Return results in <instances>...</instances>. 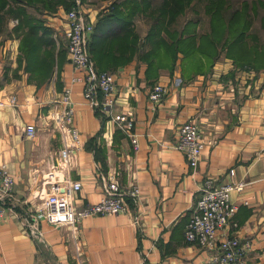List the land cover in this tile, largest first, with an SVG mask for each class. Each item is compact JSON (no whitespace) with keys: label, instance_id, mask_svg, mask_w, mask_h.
<instances>
[{"label":"crops","instance_id":"1","mask_svg":"<svg viewBox=\"0 0 264 264\" xmlns=\"http://www.w3.org/2000/svg\"><path fill=\"white\" fill-rule=\"evenodd\" d=\"M114 1L83 0L95 23L93 64L116 81L112 111L89 106L83 82H72L78 72L67 51L63 0L17 2L51 31L45 40L51 44L41 46L42 55L50 50L48 73L16 67L25 36L19 18L0 35V167L15 179L13 195L3 201L0 264H204L206 251L187 241L185 233L207 178L247 183L231 194L239 210L226 230L251 241L244 264H264V68L245 69L221 57L211 71L187 78L180 60L173 71L151 70L140 54L128 60L124 55L125 62L118 63L119 49H111V38L99 40L111 31L108 24L97 27ZM155 84L167 87L159 105L149 98ZM66 86L73 90L74 123L82 139L68 168L60 157L62 135L52 120L63 108ZM116 113L133 118L132 127L121 128ZM191 120L208 141L197 167L175 148L180 126ZM29 125H35L33 136L26 132ZM112 180L140 187L138 198H127L128 213L93 215L75 226L36 223L54 187L80 181L74 195L84 207L99 201Z\"/></svg>","mask_w":264,"mask_h":264},{"label":"built area","instance_id":"2","mask_svg":"<svg viewBox=\"0 0 264 264\" xmlns=\"http://www.w3.org/2000/svg\"><path fill=\"white\" fill-rule=\"evenodd\" d=\"M83 0H74L67 12L68 55L74 69L72 82H83L86 103L101 111H112L117 105L116 81L110 71H98L91 59L89 42L95 23L91 15L84 11ZM72 87L66 86L62 94L63 108L52 115L55 126L60 130L63 148L60 157L68 168L76 149L82 145L81 134L74 123L75 102ZM167 93V87L155 84L149 93L152 103L159 105ZM114 120L124 130L133 125V118L124 113L114 114ZM35 125H29L26 132L35 134ZM208 141L201 126L194 120L184 122L179 128L175 148L183 151L192 167H197ZM246 182L218 184L207 178L200 188V195L187 224L186 239L197 242L206 251L204 264H244L246 255L251 251L249 239L230 235L226 228L239 210V205L231 198L233 191L243 190ZM15 179L4 167H0V219L7 212L3 201L13 195ZM82 188L80 181H70L67 187H54L37 211L35 221L46 220L53 225H77L85 217L93 215H113L128 213L127 198H138L141 194L137 184L122 186L112 180L106 194L97 202L84 207L78 206L75 193ZM136 223L139 221L136 219Z\"/></svg>","mask_w":264,"mask_h":264},{"label":"trees","instance_id":"3","mask_svg":"<svg viewBox=\"0 0 264 264\" xmlns=\"http://www.w3.org/2000/svg\"><path fill=\"white\" fill-rule=\"evenodd\" d=\"M11 1L13 0H0V11L3 10L5 6L9 5ZM22 1L25 2L26 5H32L37 0ZM63 1L70 10L74 0ZM193 2L194 0H115L99 19L97 27L108 24L109 30H111L108 35H104V33L100 34L99 40L100 37H104L103 40H105L106 37L111 38V49L113 50L116 46L119 49V55L117 57L118 63L121 61L125 62L122 59L124 55L128 60L131 55L133 57L136 54H140L143 59L148 62L151 70L158 71L160 68H166L173 71L180 60L183 77L191 78L195 76V74L207 73L212 70L215 62L220 58L216 53L219 46L231 49V47L238 45V48H240V44L245 43V38L248 34L247 28L250 29L252 25H250L249 21L245 20L239 32H234L230 26L231 19L227 18L225 14H221L223 15L226 25L223 36L221 38L212 39L213 50L204 51L200 48V43L204 34L197 33L195 28L199 20L192 18L184 22V24L181 20L189 10L194 11L191 8ZM223 2L224 0H207V3L210 5L208 9L207 6H205L206 13L223 12L221 6ZM245 6L250 5L248 3H243V7ZM243 9L244 8H241L240 10ZM15 10L23 14V19L29 15L26 7L15 6ZM140 13L148 18L147 20L150 22L145 42L146 45L151 44V49L147 52L139 50L141 45L140 40H130L129 38L130 32L135 29L136 19ZM245 14L246 18L249 17L248 10L245 11ZM29 23L31 25L30 35L28 40H26V36H24L23 40H25H22L21 48H34L36 56L42 55L43 49H41V46L44 44H51L48 41L45 42L51 31L43 26L38 19H33L30 16ZM39 29L40 31L38 33ZM1 31L0 29V32ZM94 40L96 41V39ZM196 41H199V43H196ZM188 43L189 46H187ZM95 47L94 41L93 43L89 42L90 51H94ZM237 55L242 57V59L231 55L237 66L253 70L264 68V64L259 63L256 59L257 55L255 53L253 54L254 57H251L252 53ZM246 58L253 59L246 61L249 60ZM117 61L112 63L117 64ZM37 62L46 64L44 69L41 68V74L50 70V63H45L43 60ZM41 74H39V76Z\"/></svg>","mask_w":264,"mask_h":264},{"label":"rangeland","instance_id":"4","mask_svg":"<svg viewBox=\"0 0 264 264\" xmlns=\"http://www.w3.org/2000/svg\"><path fill=\"white\" fill-rule=\"evenodd\" d=\"M53 3V0H48ZM16 0L11 1L9 5L5 6L3 10L0 11V29L2 30L0 32V35L3 34V32L8 27H13V23L17 24V18H19V24L24 29V35L26 36V40H28V37L30 35V23H29V16L27 15L25 19H22L20 14L15 10V6L19 7L17 5ZM243 3H248L250 6L243 7ZM253 3V4H251ZM210 4L207 3V0H194L193 5L191 8L194 10H189L185 16L181 18L183 24L184 22L190 20V19H198L199 23L196 28V32L199 34H204L200 48L204 51H210L213 50V44L212 39L213 38H221L223 36V33L225 31L226 25L224 23L223 15L225 14L227 18L231 19V28L234 32H239V30L242 27V24L245 20L249 21L251 28H247L248 34L245 38V43L240 44V48L237 46L231 47V49H228L227 47H220L216 51L218 56L221 57H227L230 59H233L234 55L236 57H239L237 54H243L246 53H252L251 57H254V53L257 55L256 59L259 63L264 64V0H224L223 3H221L223 12L219 13H211L205 11V6H207V9ZM252 5V6H251ZM241 8H244L243 10H240ZM7 9V10H6ZM65 10H68V6H65ZM248 10L249 17L246 18L245 11ZM253 10V11H252ZM238 11V12H237ZM142 13H140L137 16L136 19V26L133 31L130 32L129 38L130 40H140V48L141 51H149L151 49V44L146 45V36L150 27V22L147 20ZM16 20V21H15ZM13 33L8 34L9 37H14ZM7 36V37H8ZM24 39V40H25ZM23 40V41H24ZM66 43L68 44V40L66 38ZM188 41V40H187ZM145 42V43H144ZM189 42V41H188ZM190 43V42H189ZM189 43L187 46H189ZM196 43H199V41H196ZM146 45V46H145ZM19 54H18V69H24V71L33 73L34 75L41 74V68L44 69L46 64H40L39 60H43V62L48 63V50L45 51L44 55H37L35 54L34 48H21L19 47ZM138 51V52H140ZM12 52V51H11ZM13 53H11L12 55ZM21 54V56H20ZM10 55V54H8ZM10 55V57H11ZM19 56L22 60L25 59L26 63L21 64L19 62ZM242 59V57H239ZM244 59V57H243ZM250 61L253 58H246ZM37 62V63H36ZM17 70V68H16ZM41 82V81H39Z\"/></svg>","mask_w":264,"mask_h":264}]
</instances>
